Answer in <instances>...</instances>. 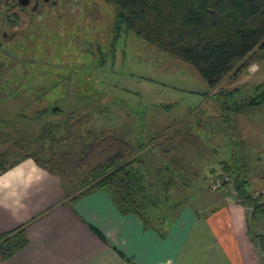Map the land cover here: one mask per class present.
Masks as SVG:
<instances>
[{
    "label": "rangeland",
    "instance_id": "1",
    "mask_svg": "<svg viewBox=\"0 0 264 264\" xmlns=\"http://www.w3.org/2000/svg\"><path fill=\"white\" fill-rule=\"evenodd\" d=\"M90 2L83 0V5ZM94 5L101 12H92L93 22L77 11L71 24L49 22L41 35L25 25L24 45L14 46L17 54L5 55L7 66L0 62V118L17 110L31 117L0 127L7 135L0 150L11 152L13 137H35L44 124L58 123L61 128L54 135L65 140L51 151L46 144V149L67 156L57 175L63 194L79 185V138L94 132L117 135L136 148L155 145L154 151L142 154L153 171L173 160L174 196L167 197L172 203L203 209L198 199L220 178L223 161L232 165L231 175L247 180L249 191L264 197V104L235 116L225 110L227 97L220 94L237 90L227 101L232 104L251 96L264 80V58L212 90L192 66L132 32L122 33L113 45L114 6L108 0H95ZM62 27L70 28L67 34ZM54 106L60 112L54 113ZM38 146L34 141L27 152ZM13 151L8 163L23 154ZM56 161L61 162L58 157ZM164 175L168 179L170 173ZM165 211L169 216L172 209Z\"/></svg>",
    "mask_w": 264,
    "mask_h": 264
},
{
    "label": "trees",
    "instance_id": "2",
    "mask_svg": "<svg viewBox=\"0 0 264 264\" xmlns=\"http://www.w3.org/2000/svg\"><path fill=\"white\" fill-rule=\"evenodd\" d=\"M108 1L115 10L111 39L113 45L122 33L132 32L159 51L192 66L212 90L226 77L237 78L243 74L253 60L264 58V0ZM0 48L3 49L0 62L7 66L5 55H11L10 52L17 54V51L13 47L5 49L7 47L2 45ZM236 92L220 93L227 97L223 102L225 110H230L235 116L246 109L264 104V80L255 85L251 96L235 100L233 104L228 103ZM59 110L57 106L53 107L54 113ZM14 114L1 116L0 127L18 122L17 119L22 116L31 119L18 110ZM60 128L58 123L44 124L35 137H13L11 152L14 150V153L18 151L23 154L8 163L7 156L11 152L0 150V173L23 159L31 158L39 167L59 176L64 164L62 160L67 156L47 153L46 144L51 151L52 146L65 140L64 137L57 138L54 135L53 131ZM15 132L11 131L13 135ZM88 134L87 139L79 138V185L74 186L72 192L63 194L59 204L72 206L81 197L102 190L120 214H132L144 228L159 230L168 218L164 214L168 212L165 209H175L179 205L167 198L174 196L170 192L175 185L172 175L174 168L171 167L173 160L153 171L142 154L154 151L155 145L148 147V144L141 143L136 148L117 135ZM5 138L7 135L4 137V133H0V140ZM34 141L39 146L27 152V145ZM57 157L61 162L57 163ZM221 164L219 176L223 173L229 176L236 191L235 198L245 207L252 208L248 213L249 222H255L264 215L263 196L249 191L246 188L247 180L239 174L231 175L232 165L225 161ZM165 172L170 173L168 179H165ZM182 184L187 185L184 182ZM95 232L102 240H106L98 231ZM27 244L25 223L0 233V260L12 257Z\"/></svg>",
    "mask_w": 264,
    "mask_h": 264
},
{
    "label": "crops",
    "instance_id": "3",
    "mask_svg": "<svg viewBox=\"0 0 264 264\" xmlns=\"http://www.w3.org/2000/svg\"><path fill=\"white\" fill-rule=\"evenodd\" d=\"M62 195L58 176L31 158L0 174V233L25 223L28 237L0 264H260L255 238L264 232V215L249 222L227 188L201 195L203 209L176 206L159 230L120 214L102 190L72 206L59 204Z\"/></svg>",
    "mask_w": 264,
    "mask_h": 264
},
{
    "label": "flooded vegetation",
    "instance_id": "4",
    "mask_svg": "<svg viewBox=\"0 0 264 264\" xmlns=\"http://www.w3.org/2000/svg\"><path fill=\"white\" fill-rule=\"evenodd\" d=\"M90 3L83 5V0H0V45L14 49L17 44L23 46L25 38H28L25 25L41 35V27L46 30L49 22L71 24V15L77 11H82L78 16L86 22H93L92 12L100 13L101 9L94 5L95 0ZM62 28L65 34L70 29Z\"/></svg>",
    "mask_w": 264,
    "mask_h": 264
},
{
    "label": "built area",
    "instance_id": "5",
    "mask_svg": "<svg viewBox=\"0 0 264 264\" xmlns=\"http://www.w3.org/2000/svg\"><path fill=\"white\" fill-rule=\"evenodd\" d=\"M221 188H227V190L230 192L232 196H236V191L233 186L232 181L230 180L229 176L226 174H222L219 179H216L213 183L210 184L211 190H218ZM247 213H250L252 211L251 207H246ZM262 224L264 225V216L262 217ZM256 239V252L258 254V258L260 261V264H264V232L261 233Z\"/></svg>",
    "mask_w": 264,
    "mask_h": 264
}]
</instances>
